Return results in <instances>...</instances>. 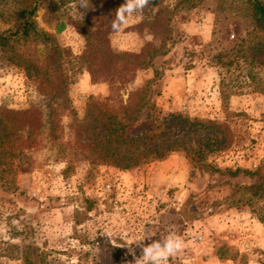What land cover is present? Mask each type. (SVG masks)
<instances>
[{
	"label": "rangeland",
	"instance_id": "1",
	"mask_svg": "<svg viewBox=\"0 0 264 264\" xmlns=\"http://www.w3.org/2000/svg\"><path fill=\"white\" fill-rule=\"evenodd\" d=\"M95 1L62 0L56 7L41 4L35 12L38 27L54 34L64 51L72 113L82 116L90 96L98 102L111 96L108 105L115 109L119 99L125 101L129 91L149 80L147 105L131 132L163 127L170 120L163 140L194 148L216 135L200 124L174 134L177 120L170 118L181 114L189 120L225 121L233 143L206 156L211 167L191 164L180 148L160 160L120 170L109 164L90 166L83 159L63 160L59 148L44 138L39 148L15 157V172H5L0 181V264H140L142 247L128 245V240L146 237L147 244L149 238L171 233L183 239L184 247L167 264H260L264 222L251 211L246 191L237 187L264 178V91L248 85L240 59L238 65L226 64L241 40L251 38L246 0H202L192 8L163 1L161 6L172 10L163 52L151 54L130 82L113 86L92 82L79 60L86 28L96 25L92 20L83 23V5ZM31 2L0 0V30L10 26L16 8ZM159 6L143 10V19L119 36L109 34L112 51L139 53L146 44L159 45L150 29L139 28ZM56 22L65 24L63 31L55 32ZM37 47L33 42L23 45L36 59ZM221 78L229 82L224 88L231 93L225 109ZM31 103L44 107V97L0 54V106L21 109ZM69 112L62 119L64 140L72 137ZM103 123L89 131L93 138L101 136ZM237 169L257 170L259 176L234 173Z\"/></svg>",
	"mask_w": 264,
	"mask_h": 264
},
{
	"label": "trees",
	"instance_id": "2",
	"mask_svg": "<svg viewBox=\"0 0 264 264\" xmlns=\"http://www.w3.org/2000/svg\"><path fill=\"white\" fill-rule=\"evenodd\" d=\"M165 0H149L146 10L160 5L156 13L145 18L139 28L150 29L153 38L159 39V45L146 44L139 53H116L108 45L107 36L113 32L111 21L115 10L124 0H96L85 7L84 22L96 23L94 29L86 28V45L79 60L86 65L91 81H107L113 86L116 82H130L135 69L145 67L151 54L163 52L166 42L170 39L169 18L170 8L161 6ZM202 0H177L176 7L192 8ZM62 0H32L31 4L14 10L9 18V27L0 30V54L9 64L20 68L27 80L39 94L44 97V107L31 103L26 108L13 109L0 106V181L5 172H15V157L25 151L42 146L44 138L53 146L59 148L64 160L83 159L90 166L109 164L120 170H127L152 160H160L169 152L182 148L191 164L211 167L205 163L206 156L214 151L226 150L233 143V133L225 121L197 119L189 120L181 114L172 115L171 120H177L174 134L183 133L185 129L195 130L200 124L214 130L211 139L198 147H188L177 141L166 142L162 136L168 134L170 120L161 127L158 124L151 128L131 132L138 115L147 105V89L149 80L142 86L129 91L125 101L119 99L115 109L109 107L111 96L98 102L90 96L82 116L72 113L68 98V78L63 68L64 51L58 45L54 34L39 28L35 20V12L39 5L57 6ZM249 21L252 25L248 40L238 44L236 53L227 65H238L240 59L244 64L240 67L248 79V85L256 91H264V1L246 0ZM85 7V8H84ZM65 24L56 22L55 32L63 31ZM38 45L37 59L23 49L27 43ZM237 67V66H236ZM263 73V75H262ZM225 78L220 79V96L225 109L229 95L224 87ZM70 110L72 120V137L64 140L63 116ZM103 120L101 136L93 138L89 131L95 129ZM160 129V131H158ZM218 134V135H217ZM215 171H220L214 168ZM249 176H259V172L237 169ZM9 183V182H8ZM238 191H246V202L256 217L264 222V178L260 176L257 184L238 186ZM264 264V254L259 260Z\"/></svg>",
	"mask_w": 264,
	"mask_h": 264
},
{
	"label": "clouds",
	"instance_id": "3",
	"mask_svg": "<svg viewBox=\"0 0 264 264\" xmlns=\"http://www.w3.org/2000/svg\"><path fill=\"white\" fill-rule=\"evenodd\" d=\"M148 3L149 0H124L116 8L115 17L111 21L114 34L119 36L132 23H139L143 19V9ZM145 238L137 237L128 240V245L137 243L142 247L140 264H167L169 258L184 247L183 239L175 233L162 239L152 240L149 238V242L143 244Z\"/></svg>",
	"mask_w": 264,
	"mask_h": 264
},
{
	"label": "built area",
	"instance_id": "4",
	"mask_svg": "<svg viewBox=\"0 0 264 264\" xmlns=\"http://www.w3.org/2000/svg\"><path fill=\"white\" fill-rule=\"evenodd\" d=\"M110 186L108 185L107 188H109Z\"/></svg>",
	"mask_w": 264,
	"mask_h": 264
}]
</instances>
